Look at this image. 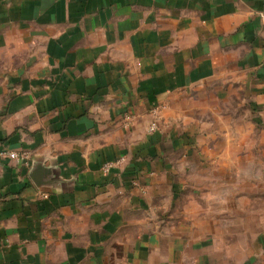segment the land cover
Instances as JSON below:
<instances>
[{
	"label": "crops",
	"instance_id": "crops-1",
	"mask_svg": "<svg viewBox=\"0 0 264 264\" xmlns=\"http://www.w3.org/2000/svg\"><path fill=\"white\" fill-rule=\"evenodd\" d=\"M0 264H264V0H0Z\"/></svg>",
	"mask_w": 264,
	"mask_h": 264
},
{
	"label": "built area",
	"instance_id": "built-area-1",
	"mask_svg": "<svg viewBox=\"0 0 264 264\" xmlns=\"http://www.w3.org/2000/svg\"><path fill=\"white\" fill-rule=\"evenodd\" d=\"M164 108L163 104H160L158 106H155L151 109L150 111V115H151V121L148 125L147 131L149 133H154L156 131L159 130V124H160V120L162 117L161 111ZM5 156H8L11 159H19V158H23L24 154H20L16 151H8L4 153ZM124 161V157L120 156L118 158H114L111 160H105L102 164H101V172L103 174H109L112 169L118 167L122 162ZM131 185H137V183L135 181H130Z\"/></svg>",
	"mask_w": 264,
	"mask_h": 264
},
{
	"label": "rangeland",
	"instance_id": "rangeland-1",
	"mask_svg": "<svg viewBox=\"0 0 264 264\" xmlns=\"http://www.w3.org/2000/svg\"><path fill=\"white\" fill-rule=\"evenodd\" d=\"M178 152H176V154H177ZM182 153V152H181ZM176 156V155H175Z\"/></svg>",
	"mask_w": 264,
	"mask_h": 264
}]
</instances>
